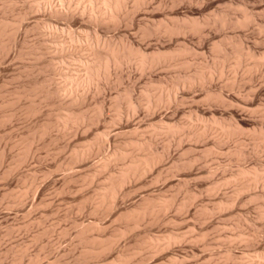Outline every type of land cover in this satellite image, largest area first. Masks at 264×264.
<instances>
[{"label": "clouds", "instance_id": "obj_1", "mask_svg": "<svg viewBox=\"0 0 264 264\" xmlns=\"http://www.w3.org/2000/svg\"><path fill=\"white\" fill-rule=\"evenodd\" d=\"M0 264H264V0H0Z\"/></svg>", "mask_w": 264, "mask_h": 264}]
</instances>
